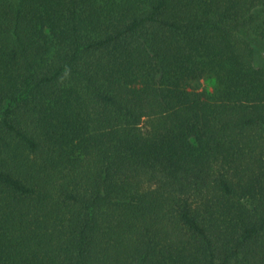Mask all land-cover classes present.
Wrapping results in <instances>:
<instances>
[{
  "label": "trees",
  "instance_id": "trees-1",
  "mask_svg": "<svg viewBox=\"0 0 264 264\" xmlns=\"http://www.w3.org/2000/svg\"><path fill=\"white\" fill-rule=\"evenodd\" d=\"M0 264H264V0H0Z\"/></svg>",
  "mask_w": 264,
  "mask_h": 264
},
{
  "label": "rangeland",
  "instance_id": "rangeland-1",
  "mask_svg": "<svg viewBox=\"0 0 264 264\" xmlns=\"http://www.w3.org/2000/svg\"><path fill=\"white\" fill-rule=\"evenodd\" d=\"M214 83H215L214 78L208 77V78L202 80L201 82H198L196 84V86H198L197 88H209V87L213 86Z\"/></svg>",
  "mask_w": 264,
  "mask_h": 264
}]
</instances>
